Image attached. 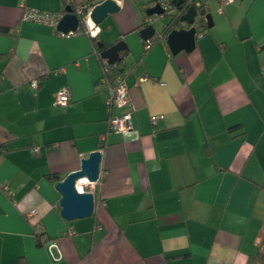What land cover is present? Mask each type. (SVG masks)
<instances>
[{
  "label": "crops",
  "instance_id": "obj_1",
  "mask_svg": "<svg viewBox=\"0 0 264 264\" xmlns=\"http://www.w3.org/2000/svg\"><path fill=\"white\" fill-rule=\"evenodd\" d=\"M116 1L120 10L92 34L81 27L66 34L23 19L21 8L64 14L65 0H0V264H256L264 231V0L222 8L200 0L213 25L193 51L177 54L163 32L170 16L145 12L154 0ZM151 22L159 26L146 48L140 31ZM93 38L128 45L131 131H108L110 113L122 110L109 111L107 59ZM65 87L72 101L58 106L55 93ZM96 150L99 179L78 188L94 194V213L67 220L56 184ZM50 241L62 254L57 261Z\"/></svg>",
  "mask_w": 264,
  "mask_h": 264
},
{
  "label": "water",
  "instance_id": "obj_2",
  "mask_svg": "<svg viewBox=\"0 0 264 264\" xmlns=\"http://www.w3.org/2000/svg\"><path fill=\"white\" fill-rule=\"evenodd\" d=\"M119 10L120 6L116 0H103L94 5L91 12V19L97 25L109 14L116 13ZM146 13L149 16L166 14L160 4L149 7ZM200 15L205 17L209 27L213 25L212 15L207 13L206 9L198 10L196 6L191 4L187 11L179 16V22L181 24L185 23L186 26L173 28L167 34V42L172 53L177 54L182 50L191 52L195 49L198 35L195 22ZM80 27V18L73 12V7L67 5L65 13L58 22V30L69 34L70 32H77ZM156 31L154 22H151L141 29L140 34L144 40H148L156 34ZM98 44L101 47L104 46V43L101 41ZM127 49V43L124 40H120L104 48L101 54L110 64H117L124 60L122 52ZM101 162L102 153L98 150L93 151L81 160V167L78 170L69 173L63 180L56 184V188L62 195L59 203L61 206V215L65 219L72 220L87 217L94 213L96 204L94 194L88 190L80 192L77 183L83 178H87L90 182L97 181L101 172Z\"/></svg>",
  "mask_w": 264,
  "mask_h": 264
},
{
  "label": "built area",
  "instance_id": "obj_3",
  "mask_svg": "<svg viewBox=\"0 0 264 264\" xmlns=\"http://www.w3.org/2000/svg\"><path fill=\"white\" fill-rule=\"evenodd\" d=\"M67 5H71L73 7V12L78 15V17L81 19H84L86 22V32L89 34H92L94 31L96 24L91 19V12L94 6H90L87 0H65ZM235 0H220L221 8L224 5L230 4L234 2ZM189 5H194L198 10L206 9V2H202L200 0H188ZM150 4V5H148ZM147 4L146 8L155 6L156 4H160L162 8L165 10L166 13L168 12H175L174 5L168 0H154L150 1ZM22 8V18L25 20H30L38 23H45V24H51L54 27H57L58 22L60 18L62 17L63 13H57L52 12L44 9H39L36 7L25 5L24 3L21 4ZM69 34H72L70 32ZM146 48L150 47L152 44V40L148 39L145 40ZM110 63L108 61H105L104 63V73L105 78H107V73L110 71ZM31 86L33 88H37L39 86L38 79H33L30 82ZM110 84V96L109 100L107 102L109 111H112L113 109H119L122 110L120 113H110L108 117V131L118 132V133H124L127 131L133 130V112L135 110L133 103H132V97H131V86L129 85L127 81V77L124 76H117L112 81H109ZM72 101V93L71 90L68 87L62 88L58 90L55 93V100L54 103L58 106L66 107L68 106ZM157 116L153 117V120H155ZM106 136L103 135L102 139H104ZM38 151V148L35 149ZM84 179V178H83ZM80 179L78 183L81 181ZM77 187L79 189H83V185H87V181L85 180V184H81V186ZM89 184H92L89 182ZM3 190L8 194L11 195L13 193V190L8 184H5L2 186ZM32 215V213L30 214ZM37 232H41V229H38ZM47 247L49 249V253L53 260L57 261L61 259L62 254L55 255L53 250L55 248H58V245L55 241H50L47 243Z\"/></svg>",
  "mask_w": 264,
  "mask_h": 264
},
{
  "label": "trees",
  "instance_id": "obj_4",
  "mask_svg": "<svg viewBox=\"0 0 264 264\" xmlns=\"http://www.w3.org/2000/svg\"><path fill=\"white\" fill-rule=\"evenodd\" d=\"M87 2L89 3L90 6H94V2H91V0H87ZM174 9H176V12L171 13L168 12L165 15L170 16V22L168 23V25L166 26V28L164 29V33L167 34L169 33L173 28H180L181 23L179 22V16L182 15L183 13H185L187 11V9L189 8V3H181V4H177L174 3ZM146 12V10H145ZM205 17L204 16H200L198 18V23H197V31L198 34L203 33L206 29H208V25H207V21L205 22ZM81 29L82 30H86V22L85 20H82L81 22ZM3 31L6 32V30L4 29ZM93 40L95 41L96 38H93ZM95 47L97 49V51L99 53L102 52V50L104 49V47H106L105 45L103 47L98 45V42L95 41ZM128 51H125L124 54H127ZM103 59V58H102ZM125 69H126V65L124 63V60L117 63V64H111L110 65V71L107 73V76L109 77V79L112 81L115 77L117 76H124L125 75ZM52 179H54V177H52ZM39 235V240H40V236L42 235V231L38 232ZM256 264H264V250H262L259 246L257 253H256Z\"/></svg>",
  "mask_w": 264,
  "mask_h": 264
},
{
  "label": "rangeland",
  "instance_id": "obj_5",
  "mask_svg": "<svg viewBox=\"0 0 264 264\" xmlns=\"http://www.w3.org/2000/svg\"><path fill=\"white\" fill-rule=\"evenodd\" d=\"M155 25H156V26H159V25H158V22H155ZM260 248H261L262 250H264V231H263V233H262L261 240H260Z\"/></svg>",
  "mask_w": 264,
  "mask_h": 264
},
{
  "label": "bare ground",
  "instance_id": "obj_6",
  "mask_svg": "<svg viewBox=\"0 0 264 264\" xmlns=\"http://www.w3.org/2000/svg\"><path fill=\"white\" fill-rule=\"evenodd\" d=\"M83 182H85V179H82L79 184H85Z\"/></svg>",
  "mask_w": 264,
  "mask_h": 264
}]
</instances>
